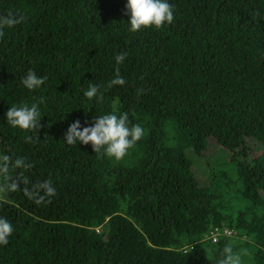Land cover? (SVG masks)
I'll return each instance as SVG.
<instances>
[{
	"label": "trees",
	"instance_id": "16d2710c",
	"mask_svg": "<svg viewBox=\"0 0 264 264\" xmlns=\"http://www.w3.org/2000/svg\"><path fill=\"white\" fill-rule=\"evenodd\" d=\"M167 2L170 25L133 33L127 0H0L26 17L0 40V154L33 165L28 187L56 188L50 203L0 200L13 225L0 264H218L228 244L264 264V151L249 147L264 149V0ZM117 67L126 83L108 88ZM29 70L47 77L35 91ZM41 98L25 143L6 113ZM124 112L145 135L122 160L63 140Z\"/></svg>",
	"mask_w": 264,
	"mask_h": 264
},
{
	"label": "clouds",
	"instance_id": "9594fccd",
	"mask_svg": "<svg viewBox=\"0 0 264 264\" xmlns=\"http://www.w3.org/2000/svg\"><path fill=\"white\" fill-rule=\"evenodd\" d=\"M125 14L130 16L128 24L133 33L150 28L159 30L165 24L170 25L174 20L172 5L167 0H127ZM25 22L26 17L20 12L8 11L6 14H0V40L6 35V29H14ZM126 55L124 53L116 57L117 65L125 60ZM46 79L47 77H38L35 72L29 70L21 83L29 91H35L45 83ZM125 83L117 67L115 78L107 87L123 86ZM99 91L97 85L89 82L84 96L88 100L93 98L103 100L102 95L98 96ZM138 94H143L142 90ZM44 102L41 98L38 103H33L31 106L26 103L20 106L13 105L6 113L7 124L13 129L33 133L32 136H25V143L39 139L38 133L41 129L39 104ZM144 135L145 130L140 124L130 126L128 113L124 112L119 116L110 113L94 117L92 126L82 127L81 122L76 120L68 127L63 140L69 146H76L78 143L91 145L95 154L119 161L128 155L129 150ZM32 167L33 165L26 158L13 159L7 154H0V200L11 193L23 191L24 195L36 204L51 202V198L56 195V188L50 179L28 187L30 181L26 173ZM12 233L13 225L6 218L0 217V245L6 246ZM244 255L246 253L234 251L232 245L228 244L224 247L218 264H244L242 259Z\"/></svg>",
	"mask_w": 264,
	"mask_h": 264
},
{
	"label": "rangeland",
	"instance_id": "374dc122",
	"mask_svg": "<svg viewBox=\"0 0 264 264\" xmlns=\"http://www.w3.org/2000/svg\"><path fill=\"white\" fill-rule=\"evenodd\" d=\"M249 147L251 149L250 153L252 155L260 154V153H262L264 151V149L260 146V144L257 141H250L249 142ZM187 155L189 156V152L187 153ZM194 159H195L196 162H200V160L197 159V157H195ZM193 169H195V167ZM202 171H204L203 168H202ZM197 176L202 181V172H201V170L198 172Z\"/></svg>",
	"mask_w": 264,
	"mask_h": 264
},
{
	"label": "built area",
	"instance_id": "2783aa9c",
	"mask_svg": "<svg viewBox=\"0 0 264 264\" xmlns=\"http://www.w3.org/2000/svg\"><path fill=\"white\" fill-rule=\"evenodd\" d=\"M219 234H220V232H218V231L216 233L212 234L211 237H212L213 242H216L218 240Z\"/></svg>",
	"mask_w": 264,
	"mask_h": 264
}]
</instances>
